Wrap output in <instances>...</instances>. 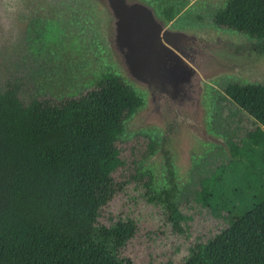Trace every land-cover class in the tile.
<instances>
[{
	"label": "trees",
	"instance_id": "trees-1",
	"mask_svg": "<svg viewBox=\"0 0 264 264\" xmlns=\"http://www.w3.org/2000/svg\"><path fill=\"white\" fill-rule=\"evenodd\" d=\"M211 19L255 39L251 50L264 55V0H228ZM220 86L211 130L231 151L227 113L236 108L247 116L241 126L264 145V82ZM21 90L0 87V264H134L127 253L143 234L156 248L149 264H184L259 206L250 202L248 180L243 190L224 178L204 191H180L165 140L138 134L121 142L145 100L119 75L108 73L60 103L37 96L25 102ZM158 150L170 183L161 193L143 166ZM232 175L241 182L237 170ZM121 194L124 205L105 211Z\"/></svg>",
	"mask_w": 264,
	"mask_h": 264
},
{
	"label": "rangeland",
	"instance_id": "rangeland-1",
	"mask_svg": "<svg viewBox=\"0 0 264 264\" xmlns=\"http://www.w3.org/2000/svg\"><path fill=\"white\" fill-rule=\"evenodd\" d=\"M227 1L0 0V87L20 85L25 102L37 96L60 103L108 73L119 75L145 100L121 142L138 134L165 140L180 191H204L224 178L243 190L248 180L250 202L259 206L184 264H264V145L241 126L247 116L236 108L227 113L236 134L231 151L211 130L222 81L264 82V55L251 50L255 39L211 19ZM224 154L233 160L217 159ZM240 155L249 156L241 162ZM143 166L156 193L170 188L159 150ZM124 203L118 195L105 211ZM155 251L143 234L127 254L134 264H149Z\"/></svg>",
	"mask_w": 264,
	"mask_h": 264
}]
</instances>
